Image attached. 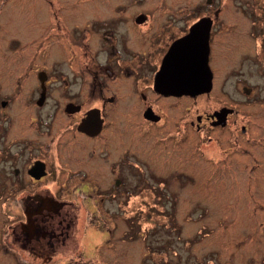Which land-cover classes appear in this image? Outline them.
Masks as SVG:
<instances>
[{
  "label": "flooded vegetation",
  "instance_id": "obj_1",
  "mask_svg": "<svg viewBox=\"0 0 264 264\" xmlns=\"http://www.w3.org/2000/svg\"><path fill=\"white\" fill-rule=\"evenodd\" d=\"M10 2L0 0V25ZM38 9L64 29L66 57L53 64L61 79L39 70L35 84L22 87L25 107L33 109L16 126L23 141L15 150L2 147L4 263L104 260L81 249L76 210H105L106 198L117 200L125 167L127 175L145 178L136 147L121 157L122 144L114 147L133 129L135 113L148 126L169 122L168 134L180 141L181 133L195 132L197 150L208 153L218 177L264 178V0H42ZM192 29L195 61L202 45L207 49L211 89L164 94L157 86L165 56ZM10 99L0 100L2 108ZM201 100L210 106L201 110Z\"/></svg>",
  "mask_w": 264,
  "mask_h": 264
},
{
  "label": "rangeland",
  "instance_id": "obj_2",
  "mask_svg": "<svg viewBox=\"0 0 264 264\" xmlns=\"http://www.w3.org/2000/svg\"><path fill=\"white\" fill-rule=\"evenodd\" d=\"M41 3L11 0L0 25V100L12 97L6 107L0 103L1 170L3 144L10 143L12 150L19 147L22 132L16 126L28 121L27 112L33 110L25 107L28 95L22 87L35 84L39 70H48L50 79L62 78L53 64L65 62V31L44 20ZM60 71L64 74L65 67ZM200 105L203 110L210 103L201 100ZM172 112L170 108L164 117L169 119ZM144 122L142 114L135 113L133 129L114 147L122 144L121 157L135 146L137 170L145 178L127 175L125 167L119 200L106 198L105 210H76L78 228L84 232L81 249L92 255L100 252L104 260L96 262L91 256L89 262L68 264H163L158 261L162 249H167L168 264H264V178L218 177L208 153L197 150L200 138L195 132L181 133L180 141L168 134L169 122ZM159 133L165 135L161 144L155 141ZM230 172L235 174L233 168ZM3 201L0 198V264H6ZM97 222L102 226H95Z\"/></svg>",
  "mask_w": 264,
  "mask_h": 264
},
{
  "label": "water",
  "instance_id": "obj_3",
  "mask_svg": "<svg viewBox=\"0 0 264 264\" xmlns=\"http://www.w3.org/2000/svg\"><path fill=\"white\" fill-rule=\"evenodd\" d=\"M193 41L192 29L185 38L171 47L165 56L164 63L167 64V69L163 72L165 78L157 86L162 93L195 96L210 91L211 75L207 65V49L202 45L198 54L199 61H195ZM195 62L199 63L197 68L194 67ZM170 63H176L177 67L170 68Z\"/></svg>",
  "mask_w": 264,
  "mask_h": 264
},
{
  "label": "trees",
  "instance_id": "obj_4",
  "mask_svg": "<svg viewBox=\"0 0 264 264\" xmlns=\"http://www.w3.org/2000/svg\"><path fill=\"white\" fill-rule=\"evenodd\" d=\"M147 182V181H146ZM130 238V237H129ZM167 249H162L160 250V252L164 253V255L162 257L159 258L158 261L162 262L163 261V264H168L167 262V257H168V253L166 252ZM158 252V251H156Z\"/></svg>",
  "mask_w": 264,
  "mask_h": 264
}]
</instances>
